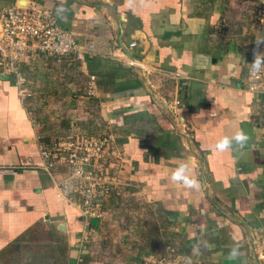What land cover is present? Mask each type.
Masks as SVG:
<instances>
[{
	"label": "crops",
	"instance_id": "1",
	"mask_svg": "<svg viewBox=\"0 0 264 264\" xmlns=\"http://www.w3.org/2000/svg\"><path fill=\"white\" fill-rule=\"evenodd\" d=\"M28 1L52 8L84 51L71 82L60 63L21 68L32 97L44 94L34 119L46 137L56 126L64 135L109 127L138 214L127 224L121 209L88 218L58 196L41 169L33 99L23 103L16 79L0 71V258L50 225L69 245L68 264H260L264 93L251 89L249 72L264 32L251 24L254 1L0 0V17ZM241 129L242 149L215 150ZM182 163L198 188L172 179Z\"/></svg>",
	"mask_w": 264,
	"mask_h": 264
},
{
	"label": "built area",
	"instance_id": "2",
	"mask_svg": "<svg viewBox=\"0 0 264 264\" xmlns=\"http://www.w3.org/2000/svg\"><path fill=\"white\" fill-rule=\"evenodd\" d=\"M258 14L256 23L264 24V9ZM134 47L136 43L130 45V48ZM83 53V47L76 40L74 33L59 23L50 7L36 1L16 3L0 17V71L16 79L21 89L20 94L25 97H32L34 92L25 87L30 80L21 72L22 67L40 63L48 68L49 64L60 63L65 68L62 78L71 82L69 71L77 68V62L83 59ZM131 65L137 66L135 63ZM249 75L251 89L264 93V67L259 72L251 68ZM85 95L93 97L94 88L87 87ZM96 137L98 136L78 138L74 143L71 140L68 147L56 149L57 152L63 150L69 158L66 167L61 168L63 173L60 175L64 174V179L58 182L57 189L61 196L67 197V201L71 199V204V201L74 204L78 202L87 214L100 218L106 205L105 201L114 191L112 182L115 180L112 181L114 178L109 174L108 166L112 167V159H116L118 151L116 147L111 146L108 138L101 140ZM39 151L45 161H51L46 148L40 146ZM57 158L54 153V159ZM61 162L57 160V166L56 163L50 162L49 168L54 167L55 171ZM113 175L115 176L114 173ZM254 252L264 264V244H256Z\"/></svg>",
	"mask_w": 264,
	"mask_h": 264
},
{
	"label": "rangeland",
	"instance_id": "3",
	"mask_svg": "<svg viewBox=\"0 0 264 264\" xmlns=\"http://www.w3.org/2000/svg\"><path fill=\"white\" fill-rule=\"evenodd\" d=\"M254 4H253V9L255 11H253V19L251 20V24L252 26L260 29L262 32H264V24L263 23H256L257 19L259 17V11L264 9V0H253ZM258 5V6H257ZM250 19V18H249ZM246 20V18H245ZM244 20V21H245ZM257 54V53H256ZM261 55V53H259ZM264 57V55H261ZM46 62V59L43 60V63ZM40 69V70H39ZM38 70L35 68L34 69V73H38L40 71H42V67H40ZM33 74V76H35V74ZM31 76V73L30 75ZM33 84V82L27 84L25 87L30 88V86ZM20 88L18 86V94H19V98L20 100L24 103V101H26V99H33L34 102V106H31V109H28V112L30 113V115L33 117L32 121H34V124H36V126H38V131H37V138L39 139L40 143H36L38 146V149L40 146H43L44 148H46V151L48 154H50L51 157V161H45L42 157V170L49 172L54 178H56V184H58L59 181L64 179V174L60 175L61 172H63V170L61 168H65L67 162H69V158L67 157L66 153H64L63 150H61L60 152H57L56 149H64L65 147H68L69 142L71 140L72 143H74L78 138H90L91 136L95 135L98 136L96 138H100L101 140H103V138H108L111 142V146H114L116 148H118V143H117V136L115 134H113V132H111V129L109 127L106 128H99L98 131L99 133L96 134H92V133H85V134H61V133H54V132H60L61 128L56 126L54 127L55 131H51V134H49L46 137V131L49 129L40 126V123H38L39 121H36L34 118L40 114L41 110L43 111L44 106H42L43 104V98L42 97L44 94H42V92L36 93L34 94L33 97H25V95H21L20 94ZM37 91V90H36ZM38 92V91H37ZM42 95H41V94ZM67 98H69V96L67 95ZM42 99V100H41ZM67 101V100H66ZM57 107V106H56ZM60 107V106H59ZM53 114V113H52ZM38 117V116H37ZM55 119H59V118H55ZM81 119H84L83 121H87L86 119V115L83 114V117H81ZM84 131H87L88 129H83ZM46 132V133H45ZM41 144V145H40ZM54 149V150H53ZM54 153L57 154L58 158L57 160L62 161L61 164H59L58 168H55L56 170L54 171V167L49 168V163L51 162L52 164L56 163L55 165L57 166V160L54 159ZM118 155H116V159H112L113 163L112 167H114L112 169V167L109 165L108 166V170L110 171V175L113 176V180L114 182H112L113 185V190L111 193V196L109 198H107V200L105 201L106 204H108V208L106 209L107 211H105V209L103 208V210L101 211L102 214H104V212H109V214L111 215H116L117 217H119L120 215L116 214L117 212H119V210L121 209L122 213H125V219H123V223L127 224L129 223L128 221H132L134 222V217H136V215L138 214V209L135 208L134 205H137L136 203H139V201L136 202V200H134V198H136L135 195H133L134 190L138 189L135 188L134 184H125L124 180H122V172L125 170L124 169V154H122L121 152L117 153ZM121 154V155H120ZM62 156V159H61ZM53 169V170H52ZM61 169V170H60ZM65 172V171H64ZM113 173L115 174V176L113 175ZM61 177V178H60ZM57 187V186H56ZM58 196L65 200L67 199V197L64 195L61 196L60 192L58 194ZM69 201L71 199H68ZM68 201L69 204H71ZM72 205H74V207L78 208L81 210L82 215L84 214V216L88 217V218H93L95 216H91L90 214H87L86 211L84 210V208H82L80 206V204L78 202H76L74 204L73 201ZM123 204V205H121ZM98 218V217H97ZM122 219V218H121ZM39 227H37V231L36 234H32L28 237H25V241L21 242V244L23 245V249L19 246V244L17 243L15 247V249L13 250V252L7 256H2L0 258V264H68L69 262V245L64 241V236L62 235V231L60 229V231L58 229H56L54 226H46L45 229L43 228H39L41 230L38 229ZM127 228V227H125ZM41 232V234H40ZM39 233V235H38ZM44 233V235H43ZM256 244L259 245H263L264 244V240H255L254 241V247ZM10 253V252H9ZM159 256H162V253L159 254ZM256 259L260 262V264H263L259 258L257 257V255L255 254ZM155 261V260H154ZM164 260H156L154 262V264H164Z\"/></svg>",
	"mask_w": 264,
	"mask_h": 264
},
{
	"label": "clouds",
	"instance_id": "4",
	"mask_svg": "<svg viewBox=\"0 0 264 264\" xmlns=\"http://www.w3.org/2000/svg\"><path fill=\"white\" fill-rule=\"evenodd\" d=\"M251 67L256 72H259L262 67H264V57H261L259 53L254 55L253 62L251 63ZM247 134L241 129L237 131L234 136L228 137L225 136L220 139L215 145V150L219 152L232 150L234 146L242 149L248 142ZM189 165L187 163H182L179 167H177L172 173V179L174 181H181L187 187L190 188H198L199 182L190 177L188 175ZM238 249L233 248L229 253L230 258H235L238 256ZM190 264V261H189Z\"/></svg>",
	"mask_w": 264,
	"mask_h": 264
},
{
	"label": "trees",
	"instance_id": "5",
	"mask_svg": "<svg viewBox=\"0 0 264 264\" xmlns=\"http://www.w3.org/2000/svg\"><path fill=\"white\" fill-rule=\"evenodd\" d=\"M163 144V143H162Z\"/></svg>",
	"mask_w": 264,
	"mask_h": 264
}]
</instances>
